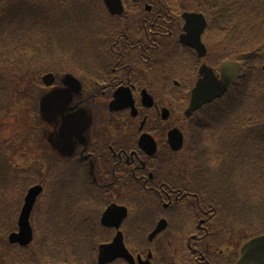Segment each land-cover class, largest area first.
Returning a JSON list of instances; mask_svg holds the SVG:
<instances>
[{
    "label": "rangeland",
    "instance_id": "1",
    "mask_svg": "<svg viewBox=\"0 0 264 264\" xmlns=\"http://www.w3.org/2000/svg\"><path fill=\"white\" fill-rule=\"evenodd\" d=\"M71 1L69 0V2ZM202 1L207 3L210 9L214 6V0ZM31 2L38 3L44 7L43 13H39L36 16L35 23L42 29V34H45L44 27L40 24L48 23L47 33L45 36L31 33L28 39L36 40V38L31 37L36 35V46L29 51L26 62L18 64L7 73V82H13L11 84V97H7L9 101L2 107V117H0V152L3 155V164L5 166L6 164L9 165L11 169L9 168L7 172V176L10 179L8 190L4 189V184H0V228H5L3 230L4 239H1L0 236V264H12L8 261L10 247H8L5 237L7 235L6 232L8 228L12 229L13 227V232L15 233L14 229L19 217L18 208H15V205L18 207L17 197H20L21 205L28 188L34 184L46 183L48 185H56L52 193H49L50 202L53 204L51 205L52 207L47 206L44 209L40 205L38 209L35 208L38 213L36 212L32 216L29 215L28 223L30 219L32 221L33 217L35 219V222H32V228L35 231L37 239H39V235L42 236L44 233V236L48 233L46 224L52 221L50 220L51 218L54 223L57 222L60 225V222L64 223L66 221L64 216L67 215V222L69 223L71 219L74 220L77 231L69 232L60 228L59 231L55 232V234L57 233V237L55 235L56 239L54 238V242L48 236L46 239L44 236L45 245L39 239L35 248H33L35 243L25 249H21V251H18V246H11L15 264H44L46 260L60 259V257L65 258L69 254L78 257L82 255L88 256L91 254L89 251L94 247L93 236L87 231V227L83 221L86 216L90 215V213L84 212L88 209V205L92 203L85 204L84 207L86 209L79 207L77 203L71 204V201L80 195L77 192V188L75 191L64 193L65 188L71 185V178L74 175H79V165L69 162L68 167L65 168L66 170L64 169L61 173L57 164V156L59 154L50 150L49 138L53 135L56 140L61 120H57L59 124L56 121L48 124L40 117V123L35 122V117L33 118L31 113L32 109L36 107L39 97L47 89L43 87L38 88L36 84L30 82L32 78L27 80L22 78L23 75L29 71L33 75L32 77L35 78V74L38 71L41 79L43 75L52 73L57 79L56 84H58V81L62 80L63 76L67 74L75 75L78 71L77 69H81L84 64L93 65L97 63L101 65L97 66V68L104 70V66H113L111 63L115 58L106 56L99 60V57H102L99 55V51L107 49L108 46L113 44L115 39L122 50L126 47L125 42H129L127 38H116L122 32V24L118 22H115V28L109 35L115 36V39L113 40L110 37L106 41L101 39L104 37L99 34L100 22L104 25H111L114 21L107 17L102 7L98 6L99 0H80L68 7L62 5V2H59V0H31ZM180 3H189V7L186 9L189 12H201L194 0H180ZM240 4L241 2L237 3L234 16L238 15L243 19L247 17L248 30H240L237 33L230 30L226 32L212 30L207 42L209 46L211 45L213 51V54L210 53L211 61L216 62V64H220L222 62L221 59H225L226 57L235 58L236 54L234 52L243 51L245 48L254 49L256 47L254 43L259 42L262 38L258 39L259 36L251 38L250 32L254 31L258 26L255 23H251V17L246 12L245 7L239 9ZM129 13L133 16L134 20L141 21L139 19V12L130 10ZM252 14L255 16V13ZM259 14L264 15V3L259 7ZM173 16L176 15L173 14ZM173 18H171L170 22H172ZM240 18L236 22L241 24L242 20ZM138 28L137 24H132L129 30H138ZM262 31H264V26ZM164 42L165 44H162V49H157V47L161 46V42H159V44L155 45V51H151V55L155 57V72L158 75L154 72L153 82H151L152 89H157L155 86L162 87L160 82L164 83L165 78L177 80L180 84H188L189 78L193 74L191 69L186 75L181 72L184 61H182L181 52L176 48V42H172V46H166V43L169 41L165 40ZM95 48L98 49V53H95ZM262 48L264 49V47ZM258 50L260 49L258 48ZM32 51L34 52L33 54ZM249 58L253 70H255L251 77L259 74L254 87H251V84L244 83L247 93H244L239 103L238 99L227 104V100H225L222 103L211 106L210 112L205 117H202H204V120H209V123H206L208 125L206 126L207 131L209 127L211 128L212 124L214 128L219 125L222 128L249 126L250 130L258 126V141L255 140L252 143V136L246 135V132L243 135H232L231 137L241 136V141L245 139L242 152L238 151L239 154H242V159L235 161L236 165L232 161H228L232 158L230 156L231 150L234 149L232 146L228 152V156H222L224 162L222 163V170L219 171L220 168L218 169V166L211 167L210 169L208 168L210 165L209 154L212 153V150L210 149L209 141L204 140L206 132L200 128L202 121L200 120V123L198 117L196 119L197 128H194L190 123L195 137L187 143L186 151L180 152L178 159L171 155H164L168 162V166L166 167L168 172L164 176L169 180H176V183L179 181L178 185L181 186L179 189L190 191L198 198V200H195L196 224L200 219L199 212H197L199 206L206 207L207 210H215V215H213L215 217L209 224V228L211 229L209 240L212 243H217V253L219 251L225 252L223 255L225 259H223V262L220 261V264H231L233 262V258L226 257L228 249L222 247L223 240L231 238L234 245H239L245 243L250 237L264 235V54L251 55ZM189 65L191 64L189 63ZM147 74L150 76L149 71H147ZM123 77L120 78L123 79ZM111 78L113 81L117 80L112 75ZM145 80L147 81V77ZM16 88H18L20 93L13 96ZM26 92L29 95H26L27 99H23ZM181 94L185 96L186 92L180 90ZM98 99L100 98L98 97ZM98 99H94L88 104L89 112L93 113L95 122H97V118L99 117L100 121L106 125V122L109 120L105 116L106 112L104 111L106 108L103 101ZM0 104L2 105V103ZM183 105L181 104L180 109L183 108ZM171 106L173 107V113L176 111V114L173 116V123L182 122L180 118H183L184 115L180 113L181 110L175 107V105ZM250 116L253 119L249 120L248 117ZM101 125V123H97V126L101 127ZM129 131L131 133L130 136H114L117 140L116 143L122 145L133 143L132 134L135 131ZM38 133L44 134V139L40 138ZM6 140L10 143L9 145L3 142ZM53 146L56 149L54 144ZM211 147H213L214 151V146ZM216 153V151L213 153L215 158H217ZM220 158L221 154L219 152L218 158L214 162L216 165L218 163L221 165L222 161ZM226 166L228 169H226ZM235 166L238 169L241 167L239 172L235 170ZM207 168L208 171L212 170L215 181H206L207 172L205 173V171ZM198 175H202L201 178H197ZM194 176L196 181H193ZM74 180H76L75 177ZM183 186L188 188L185 189ZM122 196L124 198V195ZM128 198H131L132 203H135L137 207H139L138 203L140 201L143 203L145 200L143 194L138 191L132 192V195ZM102 201L104 200L102 199ZM56 203L60 205H55ZM91 208L95 210L96 206L92 204ZM57 213H60L62 216ZM100 213L98 212L97 216L94 214L89 216L93 221L92 226L98 224V222L100 223ZM42 224L45 226V231H43ZM126 228L125 226L122 229L125 236L129 232ZM102 230L99 228L93 229L95 233H98L95 240L97 241V245L108 238H112L113 233L111 231L104 232ZM194 233L196 234V228ZM166 246L169 247L167 252L170 255L171 247L175 248V246ZM7 248L8 254L6 253ZM115 264L123 263L116 262Z\"/></svg>",
    "mask_w": 264,
    "mask_h": 264
},
{
    "label": "flooded vegetation",
    "instance_id": "2",
    "mask_svg": "<svg viewBox=\"0 0 264 264\" xmlns=\"http://www.w3.org/2000/svg\"><path fill=\"white\" fill-rule=\"evenodd\" d=\"M138 1L141 0H123L124 14L119 17L110 16L114 23L122 24V32L116 38H127L129 42H125L126 47L122 50L115 36H111L115 40L110 48L112 54L117 56L118 62L112 67L104 68V75H101L98 69L97 73H94L92 90L88 89V95L86 93L84 95L85 86L83 85L82 93L78 97L77 108L84 109L88 114V129L84 130L79 139L75 140L76 148L66 155V162L76 161L79 165V175L75 176L76 180L74 177L71 178V185L64 191L67 193L69 189L75 191L77 188V192L82 193V201L94 204L96 210L102 214L113 205H120L126 207L127 215L115 218L116 229L111 230L112 238L98 245L94 242V246H98L96 259L88 255L89 258L84 261L83 256L69 254L65 258L51 260V264H115L116 262L123 264H220V261L223 262L225 259L223 257L225 252L217 253V243L209 240L211 232L209 224L215 217L213 216L215 210H207L206 207L199 206L197 212H199L200 219L196 224L195 200L198 198L190 191L179 189L181 187L178 185L179 181L176 183V180H169L164 176L168 172L166 168L168 162L164 155L178 157L180 154V151H172L170 146L171 140L176 138L173 132L178 130L184 133V131L178 125L179 121L176 124L173 123V116L176 112L173 113L171 105L165 102L166 98L171 99L170 95H165L161 89H149L146 87L148 82L145 80L146 77L147 79L153 77L152 74L148 76L147 71H155L152 68L155 57L151 55V51H155V45L159 42L161 46L157 49L163 48L162 44H165V40L176 42L175 45L180 47L184 64L188 62L193 66L189 84L200 78L199 69L203 64L210 66L209 52L206 57L200 59L193 50L181 46L179 36L183 30L178 31L181 25L179 20L173 18L172 22L169 20V24H165L161 13L151 0H144L139 4ZM130 10L139 12L141 21L134 20L129 13ZM132 24H137L138 30H129ZM114 28L115 25L112 26V30ZM111 75L117 80L113 81ZM174 84L175 87L180 86L177 82ZM121 89L125 92H128L127 89H132L137 108L136 115H133L127 108L112 109V101L123 96ZM145 92L153 96L155 104L152 107L143 104L142 96ZM94 99L103 101L105 105V116L109 119L106 125L100 121L99 117L95 122L93 113L89 112L88 104ZM165 110L168 112L166 115L163 114ZM197 118L194 114L190 117L191 120ZM97 123L102 124V129L97 126ZM129 130L135 131L132 134L133 143L117 144L114 136H130ZM257 131L258 128L256 130L243 127L220 128L216 130L215 139L224 136V141L231 139L239 144L241 143L240 136H231L243 135L246 132V135L252 136V143H254L255 139L258 140ZM143 134H150L154 138L157 152L150 155L148 149L140 145V137ZM193 139L194 137L191 138ZM225 145H228L227 142ZM225 145H222L224 153L227 151ZM209 156L208 168L218 166L221 171L224 162L216 165L211 154ZM228 161L236 165L235 161L238 159ZM208 168L205 171L207 172L206 181H215L212 170L208 171ZM226 169H228L227 166ZM240 169L241 167L238 169L235 166L236 171L239 172ZM229 171L232 172L231 169ZM201 176L198 175L197 178ZM193 181H196L195 176ZM183 188L188 187L183 186ZM137 191L143 194L145 200L143 203L141 201L138 203L139 207L135 208L134 215L132 204L135 203H132V199L128 197L132 195V192ZM76 203H80L78 197L71 201V204ZM125 226L129 231L126 236L122 230ZM195 228L196 234L194 233ZM119 234L132 258L126 260L116 257L111 260L109 254L101 256L99 247L114 241L119 245L120 240L117 237ZM232 240L231 238L223 240L222 247L228 249L226 257L233 258L231 264H234L244 243L234 245ZM166 245L175 246V248L171 247L170 255L167 252L169 247Z\"/></svg>",
    "mask_w": 264,
    "mask_h": 264
},
{
    "label": "trees",
    "instance_id": "3",
    "mask_svg": "<svg viewBox=\"0 0 264 264\" xmlns=\"http://www.w3.org/2000/svg\"><path fill=\"white\" fill-rule=\"evenodd\" d=\"M60 1L62 2V5L68 7L73 5L78 0H72L71 2H69V0H59V2ZM213 2L214 6L212 7L210 14L214 19L213 22L216 25V29H220L224 32L230 30L234 33H237L240 30H248L249 24H247V17L243 19L238 15L234 16L237 3L240 2L241 4L239 9L245 7L246 12H248L251 17V23H255L258 26L254 29V31L250 32L251 38L259 36L258 39H260L262 37L259 42L254 43V46L256 47H254V49L245 48L243 51L235 52V58L246 62L245 64L250 73L252 65L249 57L251 55L264 54V49L262 48L264 47V31H262L264 26V15L259 14V7L263 5L264 0H214ZM160 3L166 6V4H172L175 3V1L164 0L162 2L160 1ZM43 9L44 7L42 5L32 3L31 0H0V103H2V105L0 104V117H2V107L9 101L7 97H11V84L13 81L7 82V73L14 69L18 64L26 62L29 51L36 46L37 36H31L36 38V40H32L31 38L29 40V35H31V33H36L37 35L40 34V36H45L47 33L46 29L48 23L40 24L44 27L45 34H42V29L35 23L36 16L39 13H43ZM252 13H255V16H253ZM163 14H167V12H163ZM238 18L242 20L241 24L236 22ZM258 48L260 50H258ZM33 53L34 52L32 51V54ZM39 74L37 71L35 78H33V75H31L28 71L22 78L27 80L32 78V81L30 82L36 84L38 88H42ZM258 77L259 75H255L254 77L249 78V81L253 82L255 85ZM13 93V96L18 95L20 91L16 88ZM244 93H247V91L243 85L236 93H234V95L242 98ZM26 95L28 96L29 93L26 92L23 99H27ZM34 96L36 97V95ZM38 103L31 112L33 118L35 117V119H37L36 113L38 112ZM3 142H6V145L10 144L8 140ZM8 171L9 167L7 164L6 166L3 164V155L0 152V184H4L5 190H8V187L10 186V179L7 176ZM12 257L13 256H11V258Z\"/></svg>",
    "mask_w": 264,
    "mask_h": 264
},
{
    "label": "water",
    "instance_id": "4",
    "mask_svg": "<svg viewBox=\"0 0 264 264\" xmlns=\"http://www.w3.org/2000/svg\"><path fill=\"white\" fill-rule=\"evenodd\" d=\"M200 16H190L187 20L191 25L195 20L197 24L192 25V32L194 33L191 43L189 45L193 47H198L199 42L196 40L197 36L202 31ZM196 35V36H195ZM195 41V42H194ZM232 64H227L224 66V70H227V75L223 76L224 82L215 80L214 77L205 80L204 83L199 84L198 88L195 90L194 96L195 100L193 106L199 102L200 97H203L202 102H209L222 95L231 82L236 79L233 78L232 72L238 73L240 70V65L236 64L235 67ZM214 80H213V79ZM53 75H48L44 78V82L47 86L53 84ZM70 89L67 91H57L52 94L45 95L41 100V116L44 122L51 124L55 122L58 118H61L60 128L58 127V134L56 140L51 142L55 145L57 151L63 155H68L76 148V139L84 130L88 129V114L82 109L77 110L76 106L73 105V95L78 97L80 91V84L68 76L65 78L64 82ZM202 102H199L200 104ZM197 107V106H195ZM79 134V135H78ZM179 139L176 141L181 143V136L178 134ZM177 142V143H178ZM70 149L69 151H67ZM39 189H33L30 192V196L26 199V206L24 208L21 220H20V233L12 234L10 236V242L12 244H20L21 246H27L31 243L33 234L28 223V218L32 210L36 196L39 193ZM121 249V246L116 243L114 246L105 247L104 250H108L111 255L117 254L115 249ZM237 264H264V236L257 237L246 244L240 255V260Z\"/></svg>",
    "mask_w": 264,
    "mask_h": 264
}]
</instances>
